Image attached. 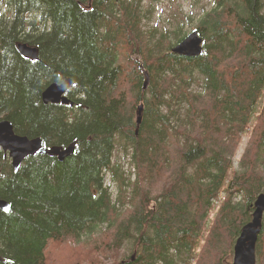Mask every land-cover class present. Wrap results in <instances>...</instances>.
<instances>
[{
    "label": "trees",
    "instance_id": "trees-1",
    "mask_svg": "<svg viewBox=\"0 0 264 264\" xmlns=\"http://www.w3.org/2000/svg\"><path fill=\"white\" fill-rule=\"evenodd\" d=\"M156 1L0 0V121L48 149L75 144L63 162L36 155L16 173L0 150V199L10 205L0 210V264H187L197 248L194 264H230L264 192V102L254 113L264 0H211L196 58L171 53L185 37L180 22L142 31ZM67 78L73 106L43 104L44 89ZM117 147L133 186L112 160ZM261 227L255 264H264V213Z\"/></svg>",
    "mask_w": 264,
    "mask_h": 264
},
{
    "label": "water",
    "instance_id": "water-1",
    "mask_svg": "<svg viewBox=\"0 0 264 264\" xmlns=\"http://www.w3.org/2000/svg\"><path fill=\"white\" fill-rule=\"evenodd\" d=\"M18 53L31 60L37 59L35 48H31L26 44L17 46ZM203 50V40L196 30L187 34L179 43L171 48V53L184 57L196 58L201 55ZM72 84L71 79L67 78L61 83H52L48 85L41 94L43 104H61L65 106H73V102L67 96V91ZM148 80L143 84V91L146 90ZM142 106L138 109L137 123L141 120ZM75 144L63 147L46 148L40 139H28L18 136L14 133L12 124L7 120L0 121V150L6 154L10 160L13 172L16 173L22 163L29 157L36 155H45L56 158L59 162H63L74 154ZM254 211L251 220L245 224L239 233L233 247V257L230 264H255V246L258 235L261 232L262 217L264 213V192L259 194L253 204ZM10 205L0 199V210L8 212ZM2 258L0 257V262Z\"/></svg>",
    "mask_w": 264,
    "mask_h": 264
},
{
    "label": "rangeland",
    "instance_id": "rangeland-1",
    "mask_svg": "<svg viewBox=\"0 0 264 264\" xmlns=\"http://www.w3.org/2000/svg\"><path fill=\"white\" fill-rule=\"evenodd\" d=\"M210 2L211 0H200L196 2L194 0H157L154 4L151 5L152 8L150 9L149 14L145 12V15L147 17L142 21V24H141L142 31L152 32V29L156 30L153 33H159L161 31L163 32L165 30L172 31L175 23L180 22L183 24L182 34L186 36L191 31L195 30L200 20V17L202 16V9L209 10L211 8ZM149 4L150 2L145 1L143 3V7L147 9V7H149L148 6ZM3 7L4 6L0 3V11L2 10V13H6ZM187 17L190 18L189 22L186 21ZM134 59L137 60L138 58L134 57ZM263 102H264V94H262V96L259 97L258 103L255 105L256 107L254 110L255 114L258 112V109L262 106ZM251 124H252V121L250 125ZM249 128L250 127H247L246 131L242 133L240 137L239 145L236 148V150H234V153H233L234 155L232 157L231 174L232 172L239 170L238 163L241 157L243 156L245 149L248 147V142H249L248 135L250 133ZM112 160L114 163H118L123 167V175H125L126 178L128 177L130 178L131 184L133 186L135 182L134 181L135 176L133 175L134 170L131 167V161L129 160V158H125V156L121 153V151L118 150V147H117L114 151ZM105 183L109 187L110 192L113 194V199H114L116 197V190H117L118 184L113 182L109 176L106 177ZM193 194L196 195V192H194ZM129 195L130 194L128 193V196ZM223 196H224V193H221L219 198L214 202L213 210L209 217L207 229L209 228L211 221L215 217V214H216L215 211L217 207L220 206ZM121 206L122 204H120L118 207H121ZM125 208H127V205H125ZM205 235L206 234H204V236ZM71 246H75V245H71ZM197 250L198 248L192 254L187 264L195 263L196 256H197L196 255ZM232 257L230 259V263L232 261ZM106 263H107V259H104L103 264H106Z\"/></svg>",
    "mask_w": 264,
    "mask_h": 264
},
{
    "label": "bare ground",
    "instance_id": "bare-ground-1",
    "mask_svg": "<svg viewBox=\"0 0 264 264\" xmlns=\"http://www.w3.org/2000/svg\"><path fill=\"white\" fill-rule=\"evenodd\" d=\"M254 208V207H253ZM251 218H252V215H251ZM2 262V261H1Z\"/></svg>",
    "mask_w": 264,
    "mask_h": 264
}]
</instances>
